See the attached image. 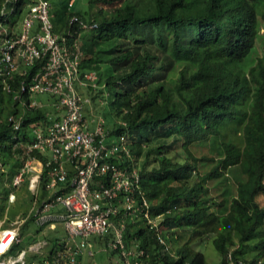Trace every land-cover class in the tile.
<instances>
[{
    "label": "trees",
    "instance_id": "trees-1",
    "mask_svg": "<svg viewBox=\"0 0 264 264\" xmlns=\"http://www.w3.org/2000/svg\"><path fill=\"white\" fill-rule=\"evenodd\" d=\"M30 1L19 0L8 20L0 15V25H15ZM69 1L51 0L55 31L75 41L86 29L71 25L72 16L88 28L98 23L83 35L80 68L95 72V83L108 91L110 120L128 151L120 149L115 163L137 173L135 198L140 203L145 196L151 218L160 219L153 225L127 215L126 248L143 251L139 264H208L206 251L195 247L204 244L215 249L213 264H264V47L257 46L264 0H89L90 10L99 7L90 17L73 12ZM30 75L14 73L6 81L0 75V152L10 157L11 186L28 158L33 130L58 118L52 94L17 98ZM42 94L48 100L31 106ZM213 137L223 149L218 159L202 151ZM201 161L215 164L203 173ZM228 177L236 195L220 213L226 199L217 201L211 188ZM123 216L122 210L118 226ZM114 238L113 230L94 237L95 257L116 255L123 264L122 250L109 248ZM60 246L55 242L50 256Z\"/></svg>",
    "mask_w": 264,
    "mask_h": 264
},
{
    "label": "built area",
    "instance_id": "built-area-1",
    "mask_svg": "<svg viewBox=\"0 0 264 264\" xmlns=\"http://www.w3.org/2000/svg\"><path fill=\"white\" fill-rule=\"evenodd\" d=\"M18 1L2 3L0 15L5 20L15 15ZM75 1H69V8ZM9 3L12 5L8 7ZM52 8L51 0L26 3L21 29L6 35L1 47V61L5 64L1 74L5 81L14 73L25 76L31 73L29 82H21L17 98L22 101L25 93L52 94L57 98L58 118L45 129L38 126L33 130L35 140L27 147L28 158L13 177V187L28 179L29 189L35 195L41 191L42 195L40 200L34 199L26 217L0 229V264H36L28 262L25 253H14L22 227L31 217L38 227L60 223L66 231L67 238L59 243L62 247L53 254L50 264H76L83 255L92 259L90 264H97L92 239L104 237L112 230L115 238L109 248L122 250L123 264H133L134 260V264H139L136 258L143 251L128 250L124 242L126 216L133 219L142 216L155 225L149 214L150 203L145 196L140 203L135 198L139 190L137 173L120 169L115 163L120 149L128 154L126 147L107 144L111 132L106 121L88 117L90 99L81 91L95 85L97 74L82 73L84 51L77 39L72 40V35L55 31ZM70 24L88 28L77 15L72 16ZM89 27L97 28L98 23ZM37 64L42 67L34 72ZM6 88L10 89L9 85ZM37 153L45 156V160ZM99 176L108 177V182L97 180ZM9 198L14 200L15 194L11 193ZM122 210L124 216L118 226L116 219Z\"/></svg>",
    "mask_w": 264,
    "mask_h": 264
},
{
    "label": "rangeland",
    "instance_id": "rangeland-1",
    "mask_svg": "<svg viewBox=\"0 0 264 264\" xmlns=\"http://www.w3.org/2000/svg\"><path fill=\"white\" fill-rule=\"evenodd\" d=\"M1 2H4L5 0H0ZM98 5L93 7V10L91 12L90 6H89V0H76L71 10L75 13L82 14L86 17H90L92 13L98 12ZM21 23H22V17L20 20L15 23V25H8L4 23L3 25H0V75L1 71L4 70L5 64L2 63V52L1 47L4 45V41L6 38V35L10 34L11 32H18L21 29ZM80 30L83 28L78 27ZM86 30H83V32L78 36V43L81 44L82 41H84L83 35L86 34L87 30L90 28H85ZM258 50L260 51L262 47H264V32L262 33V37L260 38L258 44ZM96 85L92 86L91 89L85 88L82 90V94H84V97H94V100H90V103L87 104V107H89L88 110V117L89 118H95L98 119H104L107 124V129L110 130L111 134L107 138V144H112L114 146H121L125 144V140H120V136L118 133L117 126L114 122L110 120V104H109V97H108V91L103 88V82L97 81L95 83ZM90 89V91H89ZM33 101L35 104H43V101L48 100V95L42 94L39 97L34 96ZM32 101V102H33ZM90 113V114H89ZM93 126V125H92ZM94 127V126H93ZM33 134V132H32ZM202 151H205L207 155L213 156L216 159L223 156V149L220 145V142L217 138L213 137L210 140V144L208 149H202ZM125 152V151H123ZM125 154V153H124ZM134 160V158L132 157ZM10 162V157L8 156L6 151L0 152V229L10 225L14 220H17L18 217L21 219L22 216L26 212H30L32 208V201L37 197L39 200L41 199L42 192L39 191L38 195H35L31 189L28 187V179L25 183L22 185L13 188L10 183V173L11 169L8 165ZM215 164V161H207L203 162L201 161L199 163V169L201 172L205 173L210 170V168ZM215 180L209 181V185L212 186ZM11 193L15 194V199L10 200L9 196ZM211 194L217 201H222L226 199V205L223 208H220V213H224L228 210V203L230 202V198L233 195H236V184L234 181L228 177V180L226 184L221 186H212L211 188ZM260 201L263 200V196H260ZM160 221L156 219L155 223H158ZM36 225L31 221L26 224L25 227H23L22 233H21V243H19L14 248V253L18 254L19 252H26L29 249V246L37 242L36 236ZM36 247V246H34ZM196 249L206 251V255L208 257V264H213L211 261V257L215 254V249L213 246H209L208 244H204L202 246L195 245ZM38 247H36L37 249ZM101 248H99L97 251L100 252ZM39 250V249H38ZM42 254H32L30 252L27 253V260L30 262L31 260H34L36 264H41V262L48 256L47 253L41 257ZM110 259L114 261L113 264H118V256L111 255ZM92 262V259L85 258L83 264H87L88 262ZM94 261L99 263L102 262L103 264H108L109 260L107 259V256H102L101 258L99 255H97L94 258Z\"/></svg>",
    "mask_w": 264,
    "mask_h": 264
},
{
    "label": "crops",
    "instance_id": "crops-1",
    "mask_svg": "<svg viewBox=\"0 0 264 264\" xmlns=\"http://www.w3.org/2000/svg\"><path fill=\"white\" fill-rule=\"evenodd\" d=\"M32 206H33V204H32ZM22 217H24V216H22ZM26 224H24L23 227H25ZM23 227H22V230H23ZM36 227H37V229H36V236L35 237L37 238V240H36L37 242H35L34 244L30 245L29 249L26 252L24 251V252H19V253H25L26 257H27V253L28 252L32 253L33 255L34 254H42L41 257H43L45 252L47 253V251H48V256L46 258H44L43 261H44L45 264H50L51 260L48 257L50 256L51 251L54 249V243L55 242H58V243L64 242L66 240V238H67L66 231L64 230L63 225L60 224V223L47 225V226H44V227H38L36 225ZM22 230H21V233H22ZM19 243H21V239H20ZM19 243H16L15 247ZM92 243H93V240H92ZM34 246H36L38 248L36 249V247H34ZM50 257H52V256H50ZM83 257H84V255H83ZM84 258H86V257H84ZM107 259L109 260L108 264H113L114 263V261L111 260L109 256H107ZM31 261H34V260H31ZM98 264H103V263L99 262Z\"/></svg>",
    "mask_w": 264,
    "mask_h": 264
}]
</instances>
